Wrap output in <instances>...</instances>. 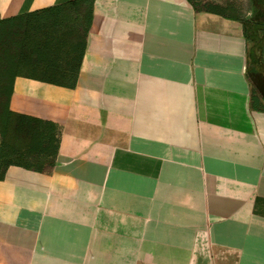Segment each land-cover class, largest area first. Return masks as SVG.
<instances>
[{
  "label": "crops",
  "instance_id": "1",
  "mask_svg": "<svg viewBox=\"0 0 264 264\" xmlns=\"http://www.w3.org/2000/svg\"><path fill=\"white\" fill-rule=\"evenodd\" d=\"M72 1L0 0V19ZM261 3L253 32L264 47ZM90 8L74 87L13 80L9 110L54 123L59 144L52 166L12 165L0 180V264H80L67 241L78 239L86 217L96 231L104 219L106 234L139 237L138 227L127 229L139 224L127 210L143 208L135 205L140 190L125 187L126 178H143L149 164L159 176H176L179 165L178 176H187L198 131L207 198L217 203L208 207L256 210L251 223L261 230L235 234L234 246H208L205 264H264V112L251 108L252 90L263 109L264 99L247 72L256 64L264 75V57L249 60L242 24L255 8L241 18L195 10L189 0H91ZM157 224L146 219L144 240L163 241L151 231Z\"/></svg>",
  "mask_w": 264,
  "mask_h": 264
},
{
  "label": "rangeland",
  "instance_id": "2",
  "mask_svg": "<svg viewBox=\"0 0 264 264\" xmlns=\"http://www.w3.org/2000/svg\"><path fill=\"white\" fill-rule=\"evenodd\" d=\"M199 1L197 7H202L204 11L237 18L243 17L250 9L255 8L252 17L254 19L253 21L251 19L247 27L250 32L247 51L250 60L258 62V57L262 53L261 33L260 36L255 35L253 22L259 21L262 16L261 0ZM89 10L88 2H83L75 7L62 8L60 11L49 13L42 18L32 17V24L26 26V29L23 27L17 35L14 32L19 30V25H13L9 29L11 31L9 36L5 38L0 36V75L3 74V69H6L13 75L55 76L57 80L67 84L73 77L81 58ZM37 26L39 28L35 29ZM24 30L26 33H23ZM44 46H47L46 50ZM253 66L256 67V64ZM255 71L256 68L252 72L250 70L247 72L251 77ZM1 84L0 77V88ZM2 104L3 95L0 96V108ZM8 124L4 140H0V155L9 157L15 164L36 166L38 164L36 155L27 152V144L30 140L27 135L29 124L16 116H13ZM200 133V131L195 132L196 136H194L195 159L188 169H183L188 173L187 176H178L182 169L180 165L175 171L176 176H159L154 165L150 167L149 164L146 176L143 178L142 176L126 178L125 187L140 190L135 194V205L140 203L143 208L127 210L136 220L139 219V224L133 222L127 225V229L132 231L129 233L134 234L138 227V232L141 231L139 237L125 239L113 232L106 234L104 228L107 225L104 224V219L102 224L97 225L98 231H96L90 225V218L86 217L80 226L81 233L78 239L67 241V249L80 252V255L77 253L73 259L80 260V264H122L121 261H125V264H157V260L163 258L161 252H165L166 259L160 264H205V250L208 246L210 251L214 248L221 249L223 244L234 246L239 242L234 241L235 234L248 235L260 230V225L251 223V219L256 216V210L208 207L209 202L217 203L207 198L205 144ZM120 183L118 187H121ZM169 190H172V193ZM120 195L114 200L121 201ZM98 197L100 201H105V193H101ZM144 198L146 206L143 204ZM83 200H87L83 201V204H88L89 198ZM146 219L162 223V225H153L151 231H162L163 241L160 237H153V240L143 239L142 232L146 227L144 226ZM118 227L121 226L114 223V230L119 229ZM173 232H177V236H172ZM205 234H209V238L211 235L225 234L229 240L225 243L217 240L212 242L211 239L206 241ZM173 237L179 239L171 241ZM218 253L214 252L216 255Z\"/></svg>",
  "mask_w": 264,
  "mask_h": 264
},
{
  "label": "trees",
  "instance_id": "3",
  "mask_svg": "<svg viewBox=\"0 0 264 264\" xmlns=\"http://www.w3.org/2000/svg\"><path fill=\"white\" fill-rule=\"evenodd\" d=\"M189 1L191 2L195 10H204L202 9V7L201 8L197 7V5L200 3L199 0H189ZM83 2H88L89 7H90L91 0H77V1L67 2L65 4H61V5H57V6H53L49 8H44V9L33 11V12L23 13V14L12 16V17L0 19V29H1L0 36H2V38L9 36L11 34V31L9 29L13 27V25L15 24L19 25V30L14 32L17 35L20 33V30L23 27L24 29H26V26L28 27L29 24H32V19H31L32 17L42 18L49 13L60 11L62 8L75 7L77 4H80ZM90 10L88 14V23H87L88 25L90 21V13H91ZM249 22L250 20L242 21L243 35L246 38V41L249 40L250 32L247 30ZM260 26L261 25L258 23H253V27L255 29H259ZM38 28L39 26H37L35 29H38ZM87 32H88V26L84 34L81 57L83 54L84 40L87 35ZM23 33H26V31L24 30ZM16 35H14V37H16ZM255 35L260 36V32L256 33ZM260 38H261L262 53H260L261 56H259L258 58L262 60L264 57L262 33H261ZM44 48L46 50L47 46H44ZM247 56L249 57V60H250L248 51H247ZM80 61H81V58H80ZM80 61H79L77 68L75 69V73L73 77L70 80H68L67 84H64L63 82L57 80L55 76H49V77L24 76V77L38 79L46 83L72 88L74 87L75 82H76V77H77L78 69L80 66ZM253 69L255 68L254 67L249 68L250 72H252ZM17 76H22V75L10 74V71L6 69H3V74L0 75L1 81H2V84H1L2 86L0 88V96L3 95V104L1 105V108H0V111H1L0 140L1 141L4 140V137L7 133V129L9 125L8 122L13 116H16L20 118L22 121L27 122L29 124L27 128V135L30 138L27 144V152L31 155H36L35 159H38L37 161L38 164L36 166H30L28 164H18V163L15 164L10 160L9 157L0 155V164L2 163L1 164L2 167H0V180L3 178L4 172L7 169V167L12 166V165L19 166V167L29 169V170H35V171H42L45 167L52 166L54 164V160L57 154L58 144H59V131H58L57 126L54 123L50 121H43V120L31 117V116H27V115L16 114L9 110L8 103H9V98L12 92V84H13L14 78ZM254 94H255V91L252 90L251 98H250L251 108L264 112L263 106L259 105V102L258 100H256L255 98L256 96Z\"/></svg>",
  "mask_w": 264,
  "mask_h": 264
},
{
  "label": "water",
  "instance_id": "4",
  "mask_svg": "<svg viewBox=\"0 0 264 264\" xmlns=\"http://www.w3.org/2000/svg\"><path fill=\"white\" fill-rule=\"evenodd\" d=\"M251 81L259 91L261 97L264 99V75H262L260 72L252 73Z\"/></svg>",
  "mask_w": 264,
  "mask_h": 264
}]
</instances>
